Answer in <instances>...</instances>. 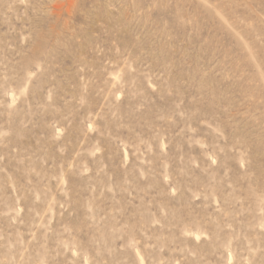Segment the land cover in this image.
Segmentation results:
<instances>
[{"label": "rangeland", "instance_id": "1", "mask_svg": "<svg viewBox=\"0 0 264 264\" xmlns=\"http://www.w3.org/2000/svg\"><path fill=\"white\" fill-rule=\"evenodd\" d=\"M0 264H264V0H0Z\"/></svg>", "mask_w": 264, "mask_h": 264}]
</instances>
